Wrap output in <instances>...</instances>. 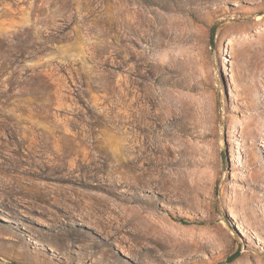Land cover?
Instances as JSON below:
<instances>
[{
	"label": "rangeland",
	"instance_id": "1",
	"mask_svg": "<svg viewBox=\"0 0 264 264\" xmlns=\"http://www.w3.org/2000/svg\"><path fill=\"white\" fill-rule=\"evenodd\" d=\"M258 55L264 0H0V264H264Z\"/></svg>",
	"mask_w": 264,
	"mask_h": 264
},
{
	"label": "bare ground",
	"instance_id": "2",
	"mask_svg": "<svg viewBox=\"0 0 264 264\" xmlns=\"http://www.w3.org/2000/svg\"><path fill=\"white\" fill-rule=\"evenodd\" d=\"M212 0H205V2H211ZM214 3H215V0H214ZM250 53H252V56H253V52H250ZM258 53H256L255 52V54L254 55H257ZM259 56V55H258ZM256 64V68H258V70L259 69H264V57H260L259 56V58L257 59V62L255 63ZM251 133H252V131H251ZM128 217V216H127ZM148 220H147V217L146 216H144V215H141V213L139 212L138 214H136L135 216L134 215H131L130 217H128V220H126V222H129V223H132V224H135L136 226H137V228H139L140 229V227L139 226H141L143 223H146ZM142 231V230H141ZM139 233V232H138ZM144 234H145V232H144ZM183 245V244H182ZM190 245V244H189ZM181 255V254H180ZM110 257V255H108L107 253L106 254H104L103 253V256L101 257V259H103V260H108V258ZM193 257V256H192ZM116 260H114L113 262H112V264H117L116 262H115ZM108 262V261H107ZM107 262H106V264H107Z\"/></svg>",
	"mask_w": 264,
	"mask_h": 264
},
{
	"label": "trees",
	"instance_id": "3",
	"mask_svg": "<svg viewBox=\"0 0 264 264\" xmlns=\"http://www.w3.org/2000/svg\"><path fill=\"white\" fill-rule=\"evenodd\" d=\"M239 255V251H236L234 253H232L231 255H229L227 258H226V261L227 262H230L232 261L235 257H237Z\"/></svg>",
	"mask_w": 264,
	"mask_h": 264
}]
</instances>
